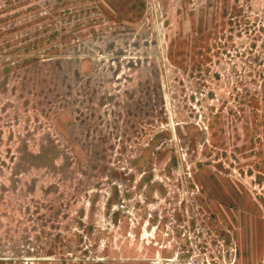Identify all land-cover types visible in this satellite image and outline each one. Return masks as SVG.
I'll return each mask as SVG.
<instances>
[{"label":"rangeland","instance_id":"rangeland-1","mask_svg":"<svg viewBox=\"0 0 264 264\" xmlns=\"http://www.w3.org/2000/svg\"><path fill=\"white\" fill-rule=\"evenodd\" d=\"M264 262V0H0V264Z\"/></svg>","mask_w":264,"mask_h":264},{"label":"built area","instance_id":"built-area-1","mask_svg":"<svg viewBox=\"0 0 264 264\" xmlns=\"http://www.w3.org/2000/svg\"><path fill=\"white\" fill-rule=\"evenodd\" d=\"M258 264H264V262L258 263Z\"/></svg>","mask_w":264,"mask_h":264}]
</instances>
